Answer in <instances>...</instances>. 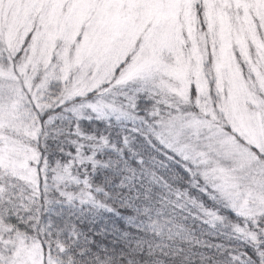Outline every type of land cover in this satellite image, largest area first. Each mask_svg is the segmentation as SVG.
Wrapping results in <instances>:
<instances>
[{
    "label": "snow or ice",
    "instance_id": "snow-or-ice-1",
    "mask_svg": "<svg viewBox=\"0 0 264 264\" xmlns=\"http://www.w3.org/2000/svg\"><path fill=\"white\" fill-rule=\"evenodd\" d=\"M0 264H264V0H0Z\"/></svg>",
    "mask_w": 264,
    "mask_h": 264
}]
</instances>
